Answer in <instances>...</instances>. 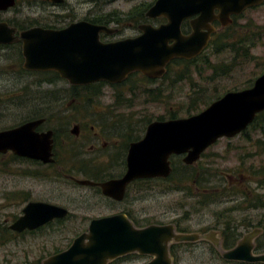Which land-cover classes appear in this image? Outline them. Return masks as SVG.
I'll return each mask as SVG.
<instances>
[{
    "label": "water",
    "instance_id": "obj_1",
    "mask_svg": "<svg viewBox=\"0 0 264 264\" xmlns=\"http://www.w3.org/2000/svg\"><path fill=\"white\" fill-rule=\"evenodd\" d=\"M61 3L64 0H49ZM263 0H155L146 16H163L167 22L158 27L140 25L143 33L135 38L103 42L100 34L115 29L84 19L62 28L32 26L19 33L17 27L0 21V44L21 42L23 68L56 71L70 85L104 81L119 83L128 74L141 71L149 77H161L172 59H192L208 44L209 23L219 9V18L240 14L244 8ZM16 0H0V11L13 7ZM193 31L183 34L181 22L192 15ZM226 23V21H224ZM206 28V31L202 29ZM264 110V71L250 87L230 90L201 111L169 119H154L147 124L143 137L129 144L124 175L95 183L74 178L80 185H99L102 193L120 199L125 186L139 178L166 177L171 172L170 156L183 155L191 165L201 153L220 138H232L252 123ZM43 118L0 130V153L10 149L19 155L53 161L52 132H35ZM75 129H73L74 131ZM68 209L54 203L31 202L9 228L19 232L33 230L54 218L66 216ZM245 235L231 249L221 250L224 260L264 262V254L253 253V237ZM199 233L177 232L172 223L137 227L123 213L92 218L87 229L73 238L69 246L47 258L44 264H107L128 253L151 256L147 264H174L169 247L175 242L197 241ZM217 246V244H216Z\"/></svg>",
    "mask_w": 264,
    "mask_h": 264
},
{
    "label": "flooded vegetation",
    "instance_id": "obj_2",
    "mask_svg": "<svg viewBox=\"0 0 264 264\" xmlns=\"http://www.w3.org/2000/svg\"><path fill=\"white\" fill-rule=\"evenodd\" d=\"M37 1L42 4L51 3V1L47 0ZM263 5L264 0L259 4L244 8L240 14H230L227 19L219 18V9H214L215 18H213V20L209 23L212 29L208 44L206 46L208 47L211 44L213 38L221 36L223 31L236 33L239 26L245 25L248 27L251 21L239 24L238 20L242 18V16H244L247 11H252ZM144 16L145 19H141L140 21L137 20V16L135 14L131 16L130 19L123 22H117L113 20L109 21L107 25L113 27L115 31L111 34L101 33L100 40L103 42H113L125 38H135L143 33L139 27L140 25L149 24L153 27H158L161 24L167 22V19L163 16L155 18L147 17L146 11L144 12ZM197 17L198 14L184 19L181 22L180 31H182L183 34H188L193 31L191 27V20H195ZM224 21H226V23H224ZM124 23L126 24L124 27L130 29L131 31H123L122 24ZM49 28H51V26ZM263 28L264 25L259 30L261 35L257 37L263 36ZM20 30L24 29H18L16 33H19ZM202 30L206 31L207 29L203 28ZM19 43L21 45V42ZM167 66L168 63L165 66V73ZM48 71L51 72V70L39 72ZM131 74H133V79L138 78L158 80L162 77H149L141 71H134ZM121 82L114 84L103 82L102 86H111L113 88L114 85L120 84ZM102 90V87H100V93H102ZM48 100L49 99L44 102L46 103ZM50 102L51 101L49 100L46 107L42 106L41 108H35L33 103L26 102L27 104H25V102L21 101L20 104L24 105L19 108L22 111L29 112H22L25 114L21 115L14 125L4 128L7 129L15 127L29 120L43 118V122L35 127V132H52V162L51 156L47 161H44L42 159L16 154L10 149L0 153V157L6 159L4 161L5 170L3 171V176H5V179L2 181V186H9L10 183H12L13 189L7 190L6 193L9 191H15V194L18 197L16 205H18V209L21 212L20 215L22 214L25 206L31 202H44L51 204V178L58 180L62 179L80 187H87L88 191L80 194L81 201L85 200L86 198L90 199L93 196L96 198V205L101 206L102 208H108L110 210L111 213L109 212L110 214L106 215L123 213L127 215V217L137 227L146 226L151 223H148L149 219L147 217L138 219L133 215L136 213V210L134 209L135 203L139 200H143V197L144 199L148 200L150 199L151 195H159L162 197L163 195L168 194V192H171L181 196L180 200L177 201L175 208H173V211L175 210L178 213L176 217L172 218L171 221V223L175 226V230L177 232L185 233L196 232L201 236L197 241L175 242L170 245L169 253L174 264V256L181 255V252H189L191 247L198 245L199 243H206L212 253L216 252V257L222 258L220 252L221 250L233 248L239 242V240L254 230H258V232L253 237L252 241L253 253L264 254V218L262 219V210L264 209V172L259 170L260 167H258V165L254 167V165H256L254 162L247 164V161H251V158L255 160L259 155L262 154V147L260 146L261 141L258 139L261 136L260 131L253 130L248 133H244V131H242L232 138H226L228 139V143L233 138H242L243 145L241 147V152L239 154L236 153V158L238 160L237 162L239 163V165L236 167L237 169L231 168L230 171L200 172L198 170L200 167L196 165L197 171L192 174V194L185 193L182 188V182L180 183L173 180L169 182L167 180V177L170 175L169 173V175L166 177L139 178L132 180L125 186L123 196L120 199H117L103 194L99 185H80L74 178L89 179L95 183H100L112 178H121L127 169L126 158L129 144L138 141L143 137L147 125L144 130H142L144 126L136 124H86L83 125L84 128L80 125L68 127L67 125L62 124H51ZM3 111V114L8 112L5 108ZM256 127L257 126H253L254 129H256ZM73 129L75 130L73 131ZM138 129H140L139 133L137 131ZM128 132L133 133L129 134ZM72 135L76 139V142L78 143L77 145L72 144ZM85 146L89 147L88 151L84 150ZM211 146L207 147L201 153L199 160L196 161L195 164H197L200 159L204 158L206 150L210 149ZM226 149L231 153L235 151L234 148L230 147V145H228ZM72 151L77 153V156H71ZM173 156L174 155L170 156V164L172 162ZM175 156L183 157L182 155ZM12 163H14L16 166V172L8 171V168ZM76 168H78V173H76ZM4 172L15 174L16 177L19 178L18 186L15 185L11 180V176ZM83 172H86L87 175ZM178 178L181 179V174L178 175ZM141 183L144 185H139ZM5 198L7 199V196ZM185 205L190 206L193 208L192 210L200 213L209 211L210 215H208L206 218L203 217V219L200 218L197 221H194V224L192 225L185 224L183 226V221H189L190 219V216L183 215V212L179 215V210H181ZM60 206L68 209L66 216L62 218H54L53 220H50L33 230L24 229L22 231L16 232L9 228V225L20 215H18L8 225L0 223V240L4 238L6 240L8 239L6 236L7 230H9L14 235V237H19L25 234H34L44 228H52L51 226H57L64 223L71 216V210H69L67 206ZM188 212L184 211V214ZM238 214H241L240 218L237 217ZM81 218L83 219L82 221L86 220L85 217ZM91 219L92 218H90L89 221ZM89 221L86 222L89 223ZM158 224L167 223L158 222ZM178 227L185 230H180ZM72 240L73 239L70 238V242L67 243V246H69ZM178 243L181 244L176 245L175 248H172L173 244ZM226 243H229L230 245L225 246L224 244ZM61 250L63 249L58 250V248H55L53 254ZM51 255V252H48V254L42 253L38 255L34 261L27 260L23 264H44V261L51 257ZM145 258L147 259L146 262L139 263V261H142ZM151 258V256L141 255L139 253L133 252L112 259L108 261L107 264H137V262L139 264H147ZM225 261L234 264L242 263L229 260ZM256 263L264 264V262Z\"/></svg>",
    "mask_w": 264,
    "mask_h": 264
},
{
    "label": "rangeland",
    "instance_id": "obj_3",
    "mask_svg": "<svg viewBox=\"0 0 264 264\" xmlns=\"http://www.w3.org/2000/svg\"><path fill=\"white\" fill-rule=\"evenodd\" d=\"M149 0H64L61 3H39L37 0H17L16 4L6 10L0 11V21H16L17 23H24L25 21H32L35 19L40 25L51 26L55 24L57 27H64L72 21L84 19L85 16L93 15L97 13H107L114 10L120 12H127L134 5ZM43 6V7H42ZM51 11V13H50ZM56 15H60L57 17ZM251 21L249 26H239L237 32L239 35L244 36L246 33L254 31L257 32L264 25V5L247 11L242 18L238 20V23H245ZM123 22V21H122ZM126 24H122L123 31H131L125 28ZM248 30V31H247ZM264 33V28H263ZM223 34H231L228 31H223ZM222 34V35H223ZM254 47L251 48V53L254 56V60H247L243 66H237L234 71L223 74L217 77H212L210 71L207 74L200 76L198 73L193 75L194 85L193 89L198 92L210 91L217 87L221 88L220 91L226 88H237L236 90L243 89L244 82L249 77L256 78L263 71L262 65H259L258 61L264 60V34L261 37H257L254 40ZM206 57L210 59L212 63L217 64L219 67L228 65L233 60V55L230 50L221 48L216 52L211 50L208 46L203 52ZM258 58V59H257ZM23 62V61H22ZM17 54L15 47H0V130L7 126L14 125L21 115L25 114L19 107L21 101L30 102L32 97H42L51 102V124H62L72 127L73 125H124L135 124L137 116L153 115L154 117L164 113L166 104H157L144 102L145 98H149L142 94L143 87L141 83H134L130 80L119 88H133V98H131V106L126 104L117 107L112 97L113 88L111 86H101L102 93L96 97L85 100L83 96H70L67 88L69 83L65 80H56L55 83H42L41 85H35L32 80L39 77L38 74L23 73L21 70L22 63L18 66ZM177 71L185 72L182 64L175 67ZM212 79H211V78ZM252 77V78H253ZM253 80V79H252ZM254 81V80H253ZM160 84L159 81L154 82L150 87H154ZM164 87V86H163ZM96 87H90L89 91H94ZM165 88V87H164ZM189 82L179 81L174 86L166 88L163 91L164 95L161 98L171 101L168 106L180 108V104L189 99L190 95L195 93L192 90ZM66 91V95L61 97V93ZM82 90L83 92H88ZM123 90V89H121ZM125 91V90H124ZM229 91V90H228ZM227 92V91H226ZM225 93V92H224ZM223 93V94H224ZM222 94V95H223ZM221 95V96H222ZM55 96L57 98L55 99ZM165 96V97H164ZM48 100V101H49ZM48 101L43 104V107L47 106ZM178 104V105H177ZM9 107V108H6ZM11 107V108H10ZM7 109V113L3 114V109ZM10 109V110H9ZM181 113V112H180ZM182 114V113H181ZM180 117H186L189 115H181ZM194 114V113H193ZM131 118V120H130ZM131 122H126L127 120ZM84 128V127H83ZM72 144L77 145L76 139L72 135ZM234 148L233 153L228 152L226 147ZM242 138L236 137L231 139L228 143V139L220 138L210 149L206 150L204 158L200 159L197 164L198 167L206 165L210 171H230L231 168L237 169L239 165L237 162V154L241 152ZM85 151L89 150L88 146H85ZM182 160V157H180ZM0 157V223L4 225L10 224L18 215L20 211L16 202L18 200L15 191L7 190L13 189L12 183L9 186H2L5 176H3L4 161ZM256 163L254 167L264 166V151L257 159L247 161ZM15 164L12 163L8 168V171L16 172ZM11 176V180L18 186V179L15 174L4 172ZM60 179V178H59ZM155 183V182H153ZM143 186L144 184H139ZM87 187H80L71 182H66L62 179L51 178V203L64 205L71 210V216L62 224H59L53 228L47 227L34 234H25L19 237H15L12 240H6L5 238L0 240V264H23L25 261H34L40 254H48V252L55 251V248L65 249L70 242V238L73 239L77 234L87 229V224L90 218L103 216L110 214L108 208H102L96 205V198L91 197L81 201L80 194L87 192ZM14 194V195H11ZM7 196V199L5 198ZM143 196V195H142ZM180 195L176 193L168 192L163 195H151L150 199L139 200L135 203L134 209L136 213L133 215L141 219L147 217L148 223H171L172 218L176 217L177 211H173L177 201L180 200ZM89 200V201H88ZM88 201V202H84ZM180 207V204H179ZM188 205L183 206L180 213L190 216L189 221H183L182 225H192L194 221L210 215L209 211L197 212L192 210ZM185 212H188L184 214ZM110 212V213H109ZM241 214H238L240 218ZM81 217H85V221ZM186 218V217H185ZM264 218V209L262 210V219ZM2 237V236H1ZM180 252V251H178ZM175 264H234L225 261L221 257H216V252L212 253L209 246L206 243H199L191 247L189 252H181V255L174 256ZM147 259L139 261V263L146 262ZM137 262V264H139ZM237 264V263H236ZM239 264H260V263H239Z\"/></svg>",
    "mask_w": 264,
    "mask_h": 264
},
{
    "label": "trees",
    "instance_id": "obj_4",
    "mask_svg": "<svg viewBox=\"0 0 264 264\" xmlns=\"http://www.w3.org/2000/svg\"><path fill=\"white\" fill-rule=\"evenodd\" d=\"M154 0H149L145 2H140L136 5H134L131 9H129L127 12H120L117 10L107 12V13H97L93 15H88L85 16L84 19L88 20L93 23L97 24H108L109 21H117V22H122L125 20H128L133 16L134 14L137 16V20L140 21L141 19H145L144 12L146 9L152 5ZM59 17L60 15H56ZM10 25L17 27L18 29H24L28 28L33 25H40L38 21L33 19L32 21H25L24 23H17L16 21H7ZM45 27H50L47 25H41ZM51 27H57L55 24H51ZM231 34H223L219 37L213 38L211 44L209 45L211 47V50L216 52L218 49L220 50L221 48L230 50L233 55V60L231 63L228 65H223V67H219L217 64L212 63L208 57L204 55V53H201L200 55L196 56L195 58L186 60V59H172L167 66L166 73L161 77V79L158 80H152V79H136V83H141L142 85L143 92L142 94H145V96L149 98H145L144 102H149V103H157V104H163L165 103V111L162 114H159L157 116L153 115H142V116H137L135 120L136 125H141L144 126L142 130L146 127V125L154 120V119H169V118H177L180 117V114L183 116L185 115H191L193 113H197L204 109L206 106H208L212 101L215 99L219 98L224 92L228 90H236L237 88H226L220 91L219 88L215 87L212 89V92L210 91H202L198 92L196 89H193L192 86L194 85V80H193V75L198 73L200 76L203 74H207V71H210V75L214 78L220 75H227L228 73L232 72L235 70L237 66L241 67L243 64L248 63L246 62L247 60H254V56L251 53V48L254 47V40L257 39V36L261 35L260 31L254 32H248L244 36L239 35L238 32L233 33L230 32ZM0 47H15L16 49V54H17V60L18 63L16 65H20L23 61V57L21 54V45L20 43H13L11 45H2L0 44ZM258 59V58H257ZM259 65H262L263 71H264V60L258 61ZM179 64H182L185 72L182 73L181 71H177L175 67ZM23 73H28V74H38L39 77L35 78L32 80V83L35 85H41L42 83L45 82H51L55 83L56 80H63L60 78L57 72L51 71V72H39V71H28L23 68L21 70ZM253 77V76H252ZM249 77L245 82H244V88L249 87L252 85L253 80L255 79L254 77ZM211 78V77H210ZM212 79V78H211ZM253 79V80H252ZM130 80H133L131 82L134 83L133 79V74L129 75L126 77L125 80H123L120 84H116L113 86V101L116 103L117 102V107H120L124 104L127 106H131L130 103H132L131 98H133V88H126L125 86L123 88H119L123 86L124 84L128 83ZM159 81L160 84L154 87H150V85L154 82ZM179 81H187L190 84V87L192 90H195V93L193 95L189 96L188 100H185L184 103L180 104V108H175V107H169L168 104L171 101H168L166 97L163 99L161 98L164 93L163 91L166 90V88H169L171 86H174L176 83ZM103 82H97V83H92L89 85H69L67 88L68 94L70 96H83L85 100L93 97H96L97 95L100 94V87L102 86ZM165 88H164V87ZM90 87H96L94 91H89ZM87 90L88 92H82V90ZM123 89V90H121ZM125 90V91H124ZM132 91V92H131ZM61 97L66 95V91L64 90L61 93ZM57 96H55V99ZM46 101L45 98L42 97H32V100L30 101L33 103V106L35 108L39 107L41 108L43 106V103ZM22 106L24 104H21ZM178 105V104H177ZM181 112V113H180ZM131 120V118H130ZM129 119L126 122H131ZM52 121V118H51ZM253 126H257L256 129L253 128ZM253 130H258L260 131L261 136L258 138L261 141L260 146L262 147V152L264 151V110L256 115L250 126L244 131V133L251 132ZM138 133L140 132V129L137 130ZM129 133V132H128ZM133 132H130L131 134ZM137 133V132H136ZM134 137V136H132ZM71 156H77V153H74L72 151ZM206 165L200 166L198 169L200 172H205V171H210ZM171 173L167 177V180L170 182L171 180L173 181H178L182 182V188L185 191L186 194H192V181H193V176L192 174L197 171V168L195 165H186L182 162L180 156H173L172 157V162H171ZM257 169V168H256ZM255 169V170H256ZM76 173H78V168L75 169ZM260 171L264 172V166L259 168ZM70 172V171H68ZM84 174L87 175L86 172H83ZM181 174V179L178 178V175ZM264 203V200H263ZM264 205V204H263ZM139 223V222H138ZM52 225V224H51ZM52 228L55 226H51ZM180 230H185L182 228H179ZM77 235L79 233H76ZM5 236V235H4ZM7 240H12L14 239V235L7 230ZM178 244H173L172 248H175L176 245ZM225 246H229V243L224 244Z\"/></svg>",
    "mask_w": 264,
    "mask_h": 264
},
{
    "label": "bare ground",
    "instance_id": "obj_5",
    "mask_svg": "<svg viewBox=\"0 0 264 264\" xmlns=\"http://www.w3.org/2000/svg\"><path fill=\"white\" fill-rule=\"evenodd\" d=\"M13 44V43H12ZM5 45H9V44H5Z\"/></svg>",
    "mask_w": 264,
    "mask_h": 264
}]
</instances>
